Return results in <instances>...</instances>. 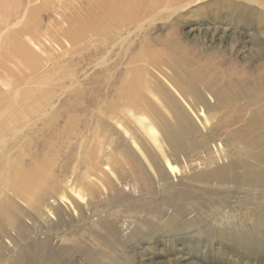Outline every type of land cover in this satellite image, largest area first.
Masks as SVG:
<instances>
[{
  "label": "bare ground",
  "instance_id": "1",
  "mask_svg": "<svg viewBox=\"0 0 264 264\" xmlns=\"http://www.w3.org/2000/svg\"><path fill=\"white\" fill-rule=\"evenodd\" d=\"M197 1L0 0V264L87 255L86 247L75 246L58 254L50 238H42L48 219L66 224L67 207L71 222L74 215L85 218L86 210L106 213L92 230L94 243L107 238L101 253L127 247L129 238L110 218L120 213L143 212L141 222L155 236L147 218L161 212L159 202L148 201L153 184L183 170L204 187L172 191L163 202L175 215L162 229L194 228L179 221L187 217L188 200L205 196L209 208L229 206L225 200L240 193L237 216H222L239 221L217 235L247 256L255 248L253 236L264 235V47L251 38L257 49L240 70L218 55L199 61L191 56L194 48L176 41L157 49L156 22L202 14L189 9ZM242 1L248 4L224 9L228 3L217 0L218 16L264 26V0ZM238 35L232 46L245 44ZM172 64L180 71L170 75ZM156 69L166 71L165 84L152 79ZM126 187L141 196L133 198ZM135 229L130 239L141 235ZM92 256L91 264H99Z\"/></svg>",
  "mask_w": 264,
  "mask_h": 264
},
{
  "label": "rangeland",
  "instance_id": "2",
  "mask_svg": "<svg viewBox=\"0 0 264 264\" xmlns=\"http://www.w3.org/2000/svg\"><path fill=\"white\" fill-rule=\"evenodd\" d=\"M216 2L217 0H199L189 7V9L191 8V11L202 12L200 15L190 14L183 16V18L181 17V19L178 16H175L173 20L161 19L157 21L151 32L154 46L157 49H162L160 46L162 42L176 41L184 47L191 49L194 48L191 56H195L199 61H207L212 59L213 56L218 55L220 58H218V56L216 58H222L227 66L236 67L238 70L244 69V66L242 65L249 62L251 51L257 49V47H253V44L250 43L252 40L251 38L256 40L258 46L263 45L261 47H264V26H259L257 23L252 24L251 26L243 23L239 24L237 21H232V14L218 16V11L215 6ZM225 2L228 4L222 6L224 9L234 8L235 6L237 7V2L248 4V2L242 0H236L235 3L232 0H225ZM242 6L245 7V5ZM51 18L50 15H45L44 24L49 25ZM176 21L178 22L176 23ZM259 29H261V31L258 32ZM238 34L242 36L240 40L245 41V44L239 45V43H235L234 46H232V37H234L235 40H238ZM192 61L194 62V60ZM257 65V62L249 65L247 64V69H250V67L255 69ZM171 67H173V64ZM156 70L151 71L152 79L154 80L157 78L160 82L165 84L166 71ZM175 71L180 70L173 67L169 74L172 75ZM170 90L172 89L170 88ZM174 96H176V94ZM173 98L177 103L181 104L184 109H187L189 113L185 101L179 96ZM213 103L214 100L212 99V104ZM202 109L205 108L202 107ZM194 110L197 113L200 108ZM192 113L190 115L194 123L197 124L198 131L206 134V130H203L200 127L195 118L196 116ZM201 120L203 122V118ZM225 143L226 141L224 144ZM193 147L194 144H192L191 148ZM194 154L188 152L189 156H193ZM184 161L185 158L181 160L183 167L185 166ZM204 168L205 166L199 167L196 170L200 171ZM191 173H194V170H191ZM183 176L184 170L182 176L160 180V182L159 180H156L153 184L154 194L148 198V201L156 200L159 202L157 210H161V212L152 213V215H149L147 218L148 220L151 219L155 228L158 229V233H156L155 236L152 235L149 225L141 222L140 218L142 216L144 218L143 212L120 213V217L115 215L110 217L117 224L120 234L125 238H129L125 249L119 248L120 250H114L115 252L113 253L107 252L105 254L100 251L103 247V241L107 242V238H100L97 243L92 241V230L94 228L97 229L98 219L101 216L106 215V213L102 215L98 210L96 213L92 210H86L85 218L81 219L74 215V221L71 222L69 217L71 216V209L67 207L66 211L63 213L66 224L58 225L57 218L52 222L48 219L49 223H45L43 231L45 236L42 238H50L51 249L59 254L63 247H86V252L88 254L86 255V253L80 252L74 254L71 253L68 258L64 257L58 260V262L51 261L46 262L45 264H68L67 262H70V258L73 264H91L90 256L92 255H97L99 258V264H264V235L258 234L253 236V245L256 249L252 246L253 250H251L248 256L246 253H243L244 250L242 248H240L241 252L238 251V247L231 242V239L223 240V238L217 235L221 230L232 226L231 224H237V221H239L237 219L231 220L232 218L227 221L225 218L222 219V216L226 217L232 214V216H235L239 213L238 209L235 208V203L238 199L243 197L240 193L235 194L234 197H228L225 200L229 206L218 204L214 208H209L208 205H205L204 203L206 202L205 196H200V199L197 200V202L194 201L195 203L192 200H188L185 202V207H187V217L185 219H180L179 221L183 223L191 221L194 228L171 234L165 232H169V229H162V227L169 222V219L175 215L174 207L169 208L168 206H165L163 200L169 197L172 191L176 193V190L178 189L184 190L187 189V186L194 185V183L190 182ZM203 187V185L195 183L193 190L196 189V191L200 190L201 192ZM132 190L133 189L130 190L129 187H126V193L133 198L138 199L141 195L139 196L138 193H133ZM192 194L194 193H191V195L189 194L190 198L194 196ZM148 206L149 205L146 207ZM112 207L113 206L110 208ZM232 207H234V210ZM115 209H113L115 210L114 212L118 211V208ZM119 209V211H123L124 208ZM99 210L103 211V208H99ZM67 214L70 215L68 216ZM224 222L230 223L225 224ZM135 228L139 229L138 231L141 235L130 239L132 231H136Z\"/></svg>",
  "mask_w": 264,
  "mask_h": 264
}]
</instances>
